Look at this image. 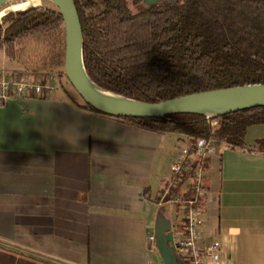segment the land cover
Returning <instances> with one entry per match:
<instances>
[{
  "label": "crops",
  "instance_id": "0c3cea01",
  "mask_svg": "<svg viewBox=\"0 0 264 264\" xmlns=\"http://www.w3.org/2000/svg\"><path fill=\"white\" fill-rule=\"evenodd\" d=\"M49 82L0 107V242L65 264H162L148 236L159 220L178 231L164 184L189 141L76 106ZM208 160L199 242L218 244V264H264V154L219 145ZM0 264L45 263L0 249Z\"/></svg>",
  "mask_w": 264,
  "mask_h": 264
},
{
  "label": "trees",
  "instance_id": "16d2710c",
  "mask_svg": "<svg viewBox=\"0 0 264 264\" xmlns=\"http://www.w3.org/2000/svg\"><path fill=\"white\" fill-rule=\"evenodd\" d=\"M83 37V61L99 86L122 95L156 102L185 93L264 83V0H179L146 5L143 0H73ZM142 3L144 7L133 10ZM25 39L41 44L31 68L43 74L63 72L64 26L51 2L6 11L0 17V51L16 60ZM67 79V78H66ZM68 81V80H67ZM69 83V82H68ZM71 86V84L69 83ZM74 105L101 113L71 90ZM126 124L158 134H177L189 141L188 157L179 172L164 184L167 195L205 199L208 157L195 153L200 138L213 146L264 154V136L251 144L244 140L251 125H264V106L247 108L214 119L176 113L161 117L111 116ZM201 170L200 186L192 177ZM173 229L184 226L183 203L172 204Z\"/></svg>",
  "mask_w": 264,
  "mask_h": 264
},
{
  "label": "water",
  "instance_id": "95a60500",
  "mask_svg": "<svg viewBox=\"0 0 264 264\" xmlns=\"http://www.w3.org/2000/svg\"><path fill=\"white\" fill-rule=\"evenodd\" d=\"M8 0H0V6ZM57 7L64 26L63 72L77 94L93 109L111 116L161 117L191 113L214 119L227 113L264 106V83L221 87L177 95L156 102L131 98L96 84L83 61L82 30L73 0H48ZM153 5L161 0H143ZM154 245L162 264H186L173 247V234L159 220L154 229ZM0 249L45 264H65L36 253L0 242Z\"/></svg>",
  "mask_w": 264,
  "mask_h": 264
},
{
  "label": "built area",
  "instance_id": "2783aa9c",
  "mask_svg": "<svg viewBox=\"0 0 264 264\" xmlns=\"http://www.w3.org/2000/svg\"><path fill=\"white\" fill-rule=\"evenodd\" d=\"M48 78L39 82L38 80H25L18 76L7 78L5 72L0 70V107L6 104L9 100L20 98L25 94L39 95L43 90L51 92L52 88ZM195 153L202 157H209L214 152V146L210 140L204 138L197 139L194 143ZM188 157V145L180 147L173 161L169 165L170 173L179 172ZM202 178L201 170H197L192 180L194 182V190L197 193H204L200 186ZM168 180V179H167ZM166 180V181H167ZM166 191V190H165ZM165 199L169 203H183L185 210L183 212L184 226L173 235L174 250L180 255L183 261L189 264H200L202 258H206L211 264H218L219 247L216 242L210 244H201L199 242L198 227L201 223V218L198 214V204L194 199H181L176 194L167 195ZM149 248L154 246V235L148 236Z\"/></svg>",
  "mask_w": 264,
  "mask_h": 264
},
{
  "label": "rangeland",
  "instance_id": "374dc122",
  "mask_svg": "<svg viewBox=\"0 0 264 264\" xmlns=\"http://www.w3.org/2000/svg\"><path fill=\"white\" fill-rule=\"evenodd\" d=\"M178 1L179 0H161L159 2L177 3ZM16 2L22 4V7L20 9H23L31 5L43 4L49 6L50 4L48 0H8L5 4L0 6V12L2 11V9H5V12L9 10L14 11L12 9H9V7L10 5ZM143 7L144 5L142 3H137L136 5L132 6L133 10H140ZM41 47H42L41 44L37 43L32 39L23 40L18 49L16 60L7 59L4 56L3 52L0 51V70L3 71L8 70V72L15 73V75L18 76L19 78H23L28 81L34 79L41 82V78L43 77V74L40 72H33V70L31 69L34 66L35 60H38L39 55L42 52ZM53 75L56 77V81H53V79L51 78H49V80L52 81V85L56 86V93L65 95L64 94L65 88L71 90V86L69 85L67 79L63 75L58 76L56 72H54ZM173 135L177 136V134H173ZM260 136H264V125H260V124L251 125L248 128L246 140L250 142L253 141L256 137H260Z\"/></svg>",
  "mask_w": 264,
  "mask_h": 264
},
{
  "label": "bare ground",
  "instance_id": "6f19581e",
  "mask_svg": "<svg viewBox=\"0 0 264 264\" xmlns=\"http://www.w3.org/2000/svg\"><path fill=\"white\" fill-rule=\"evenodd\" d=\"M21 7H22V4L19 2H16L10 5L9 9L17 10V9H20ZM4 12H5V9H2V11L0 12V17L4 14Z\"/></svg>",
  "mask_w": 264,
  "mask_h": 264
}]
</instances>
